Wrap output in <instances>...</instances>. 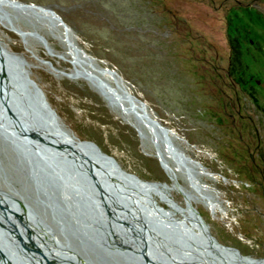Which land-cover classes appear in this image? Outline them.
Masks as SVG:
<instances>
[{
  "label": "rangeland",
  "instance_id": "rangeland-1",
  "mask_svg": "<svg viewBox=\"0 0 264 264\" xmlns=\"http://www.w3.org/2000/svg\"><path fill=\"white\" fill-rule=\"evenodd\" d=\"M8 1L50 9L64 24L0 0V44L27 62L68 139L161 184L151 188L155 206L193 235L187 198L220 244L264 259V0ZM17 160L0 137V202L23 219L29 211L47 247L34 243L53 258L48 247L63 238ZM1 214L3 259L12 251L17 264L36 263Z\"/></svg>",
  "mask_w": 264,
  "mask_h": 264
},
{
  "label": "water",
  "instance_id": "water-1",
  "mask_svg": "<svg viewBox=\"0 0 264 264\" xmlns=\"http://www.w3.org/2000/svg\"><path fill=\"white\" fill-rule=\"evenodd\" d=\"M24 6L29 11L35 7L50 12L64 25L50 9ZM4 18L7 21L6 15ZM27 66L24 58L0 44V137L9 142L17 164L23 166L63 238V242L54 241L53 250L48 247L54 256L49 260L32 241L34 219L29 211L24 212L20 227L33 245L35 264H43V260L44 264H107L106 259L112 264H258L264 260L243 256L237 249L220 244L187 198L188 222L198 231L194 236L184 228L185 219L172 218L151 200L150 187L161 184L125 172L93 142L81 141L78 147L69 144L67 133L43 91L30 78ZM149 122L158 129L150 127L156 138L158 131L163 136L170 132L154 119ZM15 208L14 204L0 203L16 239L30 251L17 230ZM42 228L49 233L46 224ZM67 237L78 241L81 252L95 253L96 261L79 258ZM0 248L1 264H17L12 251L8 253L10 263L3 259L5 247L0 244Z\"/></svg>",
  "mask_w": 264,
  "mask_h": 264
},
{
  "label": "bare ground",
  "instance_id": "bare-ground-1",
  "mask_svg": "<svg viewBox=\"0 0 264 264\" xmlns=\"http://www.w3.org/2000/svg\"><path fill=\"white\" fill-rule=\"evenodd\" d=\"M5 2H7L10 6H12V7H20V9H23V10H27V9H25L24 7V5H22V4H20V3H17V2H11V1H8V0H4ZM38 9V8H37ZM39 10V9H38ZM27 11H29V10H27ZM31 11H33L32 9L30 10V12ZM33 13H35L34 11H33ZM51 14V13H50ZM52 15V14H51ZM54 16V15H53ZM55 17V16H54ZM50 20V19H49ZM55 20H57L56 18H55ZM57 23H59V24H61L60 23V21H58L57 20ZM103 71H105V72H107L108 73V71H106V70H103ZM125 92V91H124ZM125 94H126V98H125V100H130V99H134V100H136V98H134L133 96H131L130 94H128L127 92H125ZM140 103V102H139ZM141 104V103H140ZM146 120H147V122L148 123H150L149 121H150V119L148 118V117H146ZM152 128H155L154 126L152 127ZM162 135H163V133H162ZM164 136H165V134H164ZM67 139H68V136H67ZM68 142H69V144H71L72 146H74V147H78L79 145H77V144H75V143H73V142H71L69 139H68ZM152 187H150V190H151V192H150V196L154 193V190H152L151 189ZM5 200V199H4ZM151 200H152V198H151ZM2 201V200H1ZM153 201V200H152ZM1 203V202H0ZM16 210V209H15ZM164 212V211H163ZM2 213V214H1ZM0 214H1V216H3V218H5L6 220L7 219H9V216L5 213V212H3V211H1L0 210ZM21 216V215H20ZM20 216H17L16 218V220H15V223H16V227H17V230H18V228L20 229V231H23L22 229H21V227H20V219L19 218H22V217H20ZM184 228L186 229V230H188L190 233H191V231L188 229V228H186L185 226H184ZM24 232V231H23ZM32 233V234H31ZM21 234V233H20ZM24 234H25V236H24ZM24 234H21V236H22V238H24L26 241H27V244L29 243V248L30 249H32V250H28L29 251V254H26V255H24V257H26V259H27V261L28 260H30L31 261V259L33 260V258H35L36 260H37V258L35 257V251H34V248H33V245H32V243L30 242V241H28L27 239H26V233L24 232ZM30 236H31V238H32V241L35 239V240H37L36 238H37V233L35 232V231H32L31 230V228H30ZM194 236H196V235H194ZM34 242V241H33ZM39 248V247H38ZM1 249V248H0ZM2 250V249H1ZM41 250V249H40ZM48 251V250H47ZM33 253V254H32ZM47 256V255H46ZM13 257L15 258V260H17L16 259V257H15V255H13ZM31 257V258H30ZM33 257V258H32ZM47 258H49V260L51 259V260H53L52 259V257H49V256H47ZM34 263V262H33ZM45 263V260H43V264ZM258 263H261V264H264V261H259ZM0 264H1V261H0ZM35 264V263H34Z\"/></svg>",
  "mask_w": 264,
  "mask_h": 264
}]
</instances>
